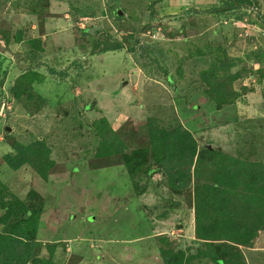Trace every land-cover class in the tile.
Segmentation results:
<instances>
[{
  "label": "rangeland",
  "instance_id": "obj_1",
  "mask_svg": "<svg viewBox=\"0 0 264 264\" xmlns=\"http://www.w3.org/2000/svg\"><path fill=\"white\" fill-rule=\"evenodd\" d=\"M215 60L240 94L221 108L207 94ZM151 117L188 128L199 149L264 163V0H0V152L43 140L55 161L44 178L0 156L8 189L41 212L42 258L53 246V264H164L169 249L217 264L198 256L204 181L176 189L153 160L135 174L124 163L122 153L151 147ZM104 118L122 153L97 155ZM228 244L222 264H264V228L247 246Z\"/></svg>",
  "mask_w": 264,
  "mask_h": 264
},
{
  "label": "trees",
  "instance_id": "obj_2",
  "mask_svg": "<svg viewBox=\"0 0 264 264\" xmlns=\"http://www.w3.org/2000/svg\"><path fill=\"white\" fill-rule=\"evenodd\" d=\"M19 39V40H18ZM17 37V41H20ZM123 47L117 43L102 51ZM207 72L208 96L221 108L231 103L240 94L234 90L235 74L230 72L226 60L214 62ZM225 72L223 75L220 72ZM31 83L43 78L40 73L26 72ZM14 88L16 97H20ZM96 130L102 141L98 156L114 155L125 150L109 121H96ZM107 126H105V125ZM150 148L122 153L124 163L131 174L141 170L146 163L163 168L176 189L190 187L193 179L204 181L195 189L196 234L206 244L198 256L210 258L217 264L225 260L220 257L222 244L233 242L247 246L264 228V163L246 162L212 148L199 149L193 133L183 125L166 129L155 118L148 119ZM12 152L5 154L2 161L18 170L25 165L33 167L42 177L47 178L55 161L46 141L37 140L30 144L19 141L12 143ZM246 179L241 183V179ZM0 225L13 221L9 231L0 230V264H53L54 247L50 246L48 258L40 256L41 246L37 240L40 213L12 194L0 178ZM222 241V242H218ZM164 264H186L190 258L180 251L162 250Z\"/></svg>",
  "mask_w": 264,
  "mask_h": 264
},
{
  "label": "crops",
  "instance_id": "obj_3",
  "mask_svg": "<svg viewBox=\"0 0 264 264\" xmlns=\"http://www.w3.org/2000/svg\"><path fill=\"white\" fill-rule=\"evenodd\" d=\"M4 144V143H3ZM9 152H12V147H8L7 146V148L1 153L0 152V156H2V155H5V154H7V153H9ZM1 167V166H0ZM6 166H4V165H2V167L0 168V169H3V168H5ZM0 178H1V180L3 181V179H2V177H1V175H0ZM4 182V181H3Z\"/></svg>",
  "mask_w": 264,
  "mask_h": 264
},
{
  "label": "water",
  "instance_id": "obj_4",
  "mask_svg": "<svg viewBox=\"0 0 264 264\" xmlns=\"http://www.w3.org/2000/svg\"><path fill=\"white\" fill-rule=\"evenodd\" d=\"M97 28H100V26H98V27H95L94 29H97Z\"/></svg>",
  "mask_w": 264,
  "mask_h": 264
}]
</instances>
